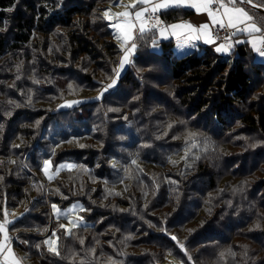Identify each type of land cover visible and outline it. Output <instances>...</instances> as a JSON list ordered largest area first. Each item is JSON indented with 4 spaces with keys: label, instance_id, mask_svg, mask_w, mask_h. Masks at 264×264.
Listing matches in <instances>:
<instances>
[{
    "label": "trees",
    "instance_id": "obj_1",
    "mask_svg": "<svg viewBox=\"0 0 264 264\" xmlns=\"http://www.w3.org/2000/svg\"><path fill=\"white\" fill-rule=\"evenodd\" d=\"M111 4L115 0H0V209L28 206L10 226L14 249L29 264H80L92 247L91 264H108L109 257L117 264H161L167 256L214 263L242 238L252 247L247 264H264V63L247 45L222 57L202 42L179 50L164 40L156 51L140 41L134 63L97 100L122 56L101 18ZM192 14L160 16L173 23ZM91 66L101 68L102 78ZM23 71L40 85L33 78L23 84ZM63 96L80 103L54 111L50 103ZM120 107L125 110L110 111ZM189 132L198 145L207 142V151L192 149L185 161ZM72 138L106 146L65 143ZM48 146L61 150L58 162L88 171H66L76 174L77 185L53 181L48 193L41 188L37 194L45 182L41 162L50 157L40 152ZM28 151L31 161L23 156ZM74 201L90 209L84 217L94 226L76 230L83 245L58 229L62 256L56 257L43 243L57 229L51 205ZM205 215L209 225L201 223ZM125 234L132 237L124 242ZM144 243L153 252L127 249ZM70 250L75 261L63 258Z\"/></svg>",
    "mask_w": 264,
    "mask_h": 264
},
{
    "label": "snow or ice",
    "instance_id": "obj_2",
    "mask_svg": "<svg viewBox=\"0 0 264 264\" xmlns=\"http://www.w3.org/2000/svg\"><path fill=\"white\" fill-rule=\"evenodd\" d=\"M115 5L122 8L123 11L113 12L109 8L101 14V18L108 22V27L115 30L113 35L119 44L122 56L118 61V66L113 69L114 77H110L111 83L104 86L100 95L96 97L97 100L102 99L103 93L107 92L108 89L115 87L125 66L134 63L133 57L138 47H140V41L147 40L153 49H157L161 40H174L179 50L195 48L197 42H202L205 45H215L214 51L216 53L229 56L236 46L247 45L256 57L264 59V0H129L127 4L123 0H115ZM12 10L11 8L8 9V11ZM170 10H194L196 14L206 15L208 22L198 26L188 21L169 24L161 18L160 13L169 12ZM20 67L17 66L18 73L20 72ZM20 78L17 75L16 79L19 80ZM33 83L39 84L40 81L34 78ZM71 87L69 85L70 89ZM27 102L29 104L32 102L31 95H29ZM9 103L12 102L9 101ZM79 103L80 101H65L60 107L71 108ZM15 106L19 107V105ZM38 124L39 121H37ZM172 127L173 125H168L169 129ZM196 135L191 132L187 133L185 141L187 147L184 149L185 161L192 154V149L199 147L202 151H207V142L202 146L195 143ZM120 139L123 140L125 137L122 136ZM73 140L78 143L76 138L67 140L65 143H72ZM79 146L81 148L85 147L82 144ZM195 159H199V156H196ZM111 163L113 168L117 167L115 160ZM132 163L135 164L136 161L133 160ZM173 163L175 162L173 161ZM53 168L51 159L43 161L41 170L49 181L53 180L63 170L69 172L88 171L82 165L75 163L59 164L56 166L55 171H53ZM56 191L58 192L59 189ZM64 198L67 199V197ZM51 208L57 222L62 217L66 220V223L58 224V228L63 230L62 235L69 239H78L79 244L83 245L84 240L78 237L76 230L81 229L82 225L84 230H87V225L84 217L79 215V213L90 211V209H86L79 204L73 205L66 211L62 210L57 204H52ZM0 213H2L0 215V264H23V258L17 256L13 250L12 237L10 236V226L16 222L9 219V216L14 215V213H10L6 207L0 209ZM22 218L19 217L18 219ZM256 227H259V225L257 224ZM128 239H131V237L125 238V240ZM171 239L176 241L179 248L187 255L183 243L175 236H172ZM60 241L61 236L53 232L52 236L43 241V243L47 246L49 253L56 257H61ZM23 242L26 243V241ZM120 255H123V253H120ZM227 255L235 258L236 253L229 249ZM88 256L95 257L94 247L85 250V259H82L80 264H91L86 259ZM220 256L223 259L225 253H221ZM242 256L245 259V264H247V249L244 250ZM63 258L75 261L76 253L70 250ZM108 264H117V261L109 257Z\"/></svg>",
    "mask_w": 264,
    "mask_h": 264
},
{
    "label": "rangeland",
    "instance_id": "obj_3",
    "mask_svg": "<svg viewBox=\"0 0 264 264\" xmlns=\"http://www.w3.org/2000/svg\"><path fill=\"white\" fill-rule=\"evenodd\" d=\"M124 2H128L129 0H123ZM110 8H111V10L113 11V12H119L120 10H119V7H116V5H110ZM105 10H108V9H104L103 10V12L105 11ZM113 33H114V31H113ZM114 40H115V42H117L116 41V39L114 38ZM155 50H157V51H160L161 50V45L157 48V49H155ZM136 54V53H135ZM135 56V55H134ZM134 58V57H133ZM128 66L129 65H126L125 66V68H124V70H122L121 71V74H120V76H122L125 72H126V70H127V68H128ZM94 69H96L95 67H93V66H91V68L89 69V72L91 71L92 73L93 72H95V74L96 75H98V77L99 78H102V76H103V71L101 70V68H98V69H96V71H94ZM23 74H24V78L22 79V81H23V84H25V85H29L30 84V82H29V80L30 79H32L33 77L32 76H30V75H28L27 76V74H28V72H25L24 73V71H23ZM163 78H161V79H159V80H167V78H168V76H162ZM34 79V78H33ZM35 79H37V78H35ZM158 80V81H159ZM118 81V80H117ZM35 84V83H34ZM40 85V84H39ZM159 89H167V88H163V87H159ZM164 91V90H163ZM44 92H47V93H45L44 95H45V97L47 98V99H50V97L52 96L51 94H50V92H48V91H44ZM84 92V91H83ZM99 94V93H98ZM66 98V99H65ZM150 99L151 100H154V101H156V99L154 98V97H150ZM65 101H80V99L79 98H73V97H71V98H67V97H61V99L59 100V101H57L56 103H54V104H52V103H50L52 106H53V108H54V111H57V110H59V109H67V108H61L60 107V105L61 104H63V103H65ZM8 102H9V100H8ZM59 102V103H58ZM41 104H43V103H41ZM52 108V109H53ZM112 109V111H114V112H123L124 110H125V108L124 107H120V108H111ZM101 112H103V111H101ZM125 117H127V114H126V116ZM125 117L124 118H118L117 120L116 119H113V120H110V121H124L125 120ZM232 138H237V137H232ZM233 139V140H234ZM90 143H94V144H92V146H96V147H104V146H106L105 145V143L104 142H101V141H99V143L98 142H95L92 138H89V139H86V140H83V141H80L79 143H78V145H76L75 143H72L73 145H75L76 147H80L79 145H85V147H87L86 146V144H90ZM101 143H104V145H102ZM258 145H259V143H258ZM95 147V148H96ZM225 149H229V150H231V152H234V151H237V150H239L238 148H232V147H230V146H227V147H224ZM63 149H65V147H63ZM60 151L61 150H57V148L56 147H51V146H48L47 147V150L46 151H42V152H40V154L41 155H46L47 153H49V158H46V159H51L52 160V162H53V166H54V168H53V171H55V168H56V166H58L59 164H62V163H74L73 161H59L58 162V153H60ZM23 156H25V157H27L30 161L33 159V154H31L29 151L28 152H26L25 154H23ZM22 155H20V157H23ZM44 161V160H43ZM43 161L41 162V166H42V164H43ZM76 164V163H75ZM12 167V166H11ZM42 168V167H41ZM66 171L67 170H63V171H60L59 172V175L58 176H56V177H54V179L53 180H51V181H47V179H46V177L44 176V174H43V171H42V178H43V180L45 181L44 183H39L38 185H40V188H38V191H37V194L39 193V191L41 190V188H43V190H45V188H46V193H48V190H47V187H48V185L50 186V184L53 182V181H59V183L60 182H63V184H60L61 186H63L65 183H64V180H66L67 182H68V184L70 185V184H73V183H75L76 185H77V181H74L73 179V177L74 176H76V174H73V173H66ZM61 176L63 177L62 178V180H58L59 178L61 179ZM57 184H54V186H56ZM198 187H200L199 185H198ZM130 190V193L132 192V189H129ZM57 193V192H56ZM73 194V193H72ZM82 194H84V193H82ZM116 196H118L117 195V193L115 194ZM122 196H124L123 194H122ZM127 195H125V197H126ZM75 196H74V194H73V197L71 196H69V198H71V199H73ZM149 198H150V196H148V198L146 199V202L147 201H149ZM77 204H79V205H81V206H83L84 207V205H83V203L82 202H80V201H74L73 203H71V204H69L68 206H65V207H60L59 205V207L62 209V210H67L68 208H70V207H72L73 205H77ZM27 205L26 204H24V205H21V206H19V207H16V208H13V209H8L9 210V212L10 213H14V215H10L9 216V219H11V220H14L16 217H18V216H20L22 213H23V211H24V209L26 210L27 209ZM122 210H124V211H128L129 210V208H127V210H125L126 208H121ZM208 213V212H207ZM84 214H85V212H81V213H79V215H81V216H83L84 217ZM157 214V213H156ZM52 215H53V213H52ZM53 217H54V215H53ZM205 218H206V220H203V221H201V223L202 224H205V225H209V223H211V216H207V215H205ZM54 219H55V217H54ZM84 220H85V222H86V225H87V227H93L94 226V224L92 223V222H89L85 217H84ZM55 221H56V219H55ZM57 222V221H56ZM59 223H66V220L62 217V218H60V220L57 222V225H56V228L57 229H54L53 230V232H55L56 233V235H58L59 236V232H58V224ZM208 223V224H207ZM81 227H84L83 225L81 226ZM53 232L50 234V235H48L45 239H44V241L46 240V239H48V238H50L51 236H52V234H53ZM126 237H132L130 234H125L124 236H123V241L125 242V238ZM137 237H141L140 235L139 236H137ZM214 237V236H213ZM212 236L211 237H209V238H213ZM45 245V244H44ZM45 248L47 249V246L45 245ZM136 248V249H135ZM135 248H133V247H129V246H127V249L128 250H134V251H136V252H138V253H140V254H144L145 252H147V251H152L153 252V248L152 247H148V245L147 244H142V245H138L137 247H135ZM231 248H233V252H235L236 253V256H235V258H233L232 256H230V255H226L225 257H223V259H221L220 261H218L217 259H215V261H214V263H212V262H209V261H203V259H200V257H199V255L197 254V253H195V255H197L199 258H198V260H190V261H187L186 260V258L185 259H180V258H178V257H173V256H167L166 258H165V260H163L162 262H161V264H182V262H183V264H225V262L227 261V263L228 264H242V262H243V260L242 259H244V257L242 256V253L244 252V250L245 249H247L248 250V256L251 254V246H250V244L249 243H246L245 242V239H242V238H238L237 240H236V244H235V246L234 247H230V246H228L227 247V251L229 250V249H231ZM149 254V253H148ZM231 257V259H230V257ZM194 261V262H193ZM244 262H245V260H244Z\"/></svg>",
    "mask_w": 264,
    "mask_h": 264
},
{
    "label": "crops",
    "instance_id": "obj_4",
    "mask_svg": "<svg viewBox=\"0 0 264 264\" xmlns=\"http://www.w3.org/2000/svg\"><path fill=\"white\" fill-rule=\"evenodd\" d=\"M124 2V1H123ZM125 4H127V3H129V1L128 2H124ZM119 10L120 11H123V9L122 8H119ZM119 11V12H120ZM190 11H192L193 12V14L188 18V19H184V20H180V21H188V22H191L192 24H194V25H200V24H203V23H205V22H208L207 21V17H206V15H203V14H196L195 12H194V10H190ZM160 15H161V13H160ZM180 21H177V22H180ZM173 23H176V22H173ZM169 24H171V23H169ZM113 31H115L114 29H113ZM161 41H164V40H161ZM212 51H214V48H215V45H207ZM238 46H241V45H238ZM238 46H236L235 47V49L238 47ZM235 49L232 51V53L235 51ZM157 51V50H156ZM161 51V50H160ZM215 52V51H214ZM216 53V52H215ZM217 55H219V56H222V57H226V56H229V55H226V54H222V53H216ZM255 55V54H254ZM255 60L259 63H264V59H262V58H258V57H256L255 56ZM12 247H13V250H14V252L16 253V255L17 256H19V257H21V258H23L15 249H14V246H13V243H12ZM23 264H29V262L27 261V260H25L24 258H23Z\"/></svg>",
    "mask_w": 264,
    "mask_h": 264
},
{
    "label": "built area",
    "instance_id": "obj_5",
    "mask_svg": "<svg viewBox=\"0 0 264 264\" xmlns=\"http://www.w3.org/2000/svg\"><path fill=\"white\" fill-rule=\"evenodd\" d=\"M11 237H12V236H11ZM14 239H15V238H14V237H12V243H13Z\"/></svg>",
    "mask_w": 264,
    "mask_h": 264
}]
</instances>
